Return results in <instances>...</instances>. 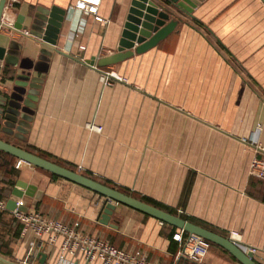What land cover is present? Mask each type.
I'll return each mask as SVG.
<instances>
[{
  "label": "crops",
  "instance_id": "1",
  "mask_svg": "<svg viewBox=\"0 0 264 264\" xmlns=\"http://www.w3.org/2000/svg\"><path fill=\"white\" fill-rule=\"evenodd\" d=\"M76 1L14 3L15 23L23 17L30 34L1 31L0 44L16 53L17 66L32 64L38 89L30 126L22 134L0 128V138L150 197L226 237L236 231L264 264V180L249 173L252 159L264 155V0H201L193 16L177 11L183 23L151 48L107 63L101 59L118 53L131 0H103L106 25L76 9ZM52 14L61 19L49 35ZM11 68L0 69V100L17 86L22 68ZM107 71L122 80L104 85ZM92 121L102 132L87 129ZM18 160L0 155V197L7 203L32 209L40 202L41 212L79 220L84 231L141 249L157 264L180 261L174 226L115 201L116 226L104 225L105 196L27 162L17 167ZM19 180L41 191L36 202L14 195ZM21 228L13 210H0V264H24L35 238L22 239ZM43 249L44 264H53ZM202 264L241 263L213 245Z\"/></svg>",
  "mask_w": 264,
  "mask_h": 264
},
{
  "label": "water",
  "instance_id": "2",
  "mask_svg": "<svg viewBox=\"0 0 264 264\" xmlns=\"http://www.w3.org/2000/svg\"><path fill=\"white\" fill-rule=\"evenodd\" d=\"M199 1L201 0H131L126 13L121 40L117 49L118 53L108 56L106 59L102 58L101 63L119 61L122 58L151 48L183 23V19L180 17L179 13L193 16V11L200 3ZM6 2L7 0H0V24ZM157 11L158 13L156 14L155 12ZM177 11H179V13ZM52 16L53 18L48 20L47 25L48 32L50 33L49 35H54V33L57 32L58 26L60 25L59 19H61L53 14ZM22 20L23 17H20L19 20L16 21V28L22 29ZM53 25H56L57 28ZM1 33L0 31V35ZM44 39L52 45L56 44V41L50 37ZM136 43L140 44L136 45ZM11 50L12 49H7L6 46L0 44V69L4 64L5 66L12 67L11 70L13 71L22 69L19 70L20 74L17 76L18 81L16 88H14L15 91H13L12 94L3 96L0 100V128L7 134H16L18 132L22 134L23 130H26V128L30 126V121L33 118L36 100L35 91L38 89V85H36L38 81L35 78H31V70L35 69L32 64L23 61L17 66L18 59H12V54L16 53ZM0 150L17 157L19 160L35 165L105 196L108 202L104 207L100 219V222L104 225L110 224L111 215L115 209V201L137 209L176 228L198 234L209 242L228 251V253L234 256L241 264H259L254 259V255L251 251L238 245L229 237L221 235L210 228L186 220L180 214H172L167 210L141 200L131 194H127L104 182L28 151L3 138H0ZM13 193L19 198H23L24 195L34 196L35 202L41 196V191L36 193L35 186L28 185L21 180L17 181ZM7 207L14 210L17 207V200L10 199L7 203ZM18 208L23 211L29 210L28 205L24 203L18 206ZM110 225L116 226L115 224ZM39 256L40 263L44 264L47 254L39 252Z\"/></svg>",
  "mask_w": 264,
  "mask_h": 264
},
{
  "label": "built area",
  "instance_id": "3",
  "mask_svg": "<svg viewBox=\"0 0 264 264\" xmlns=\"http://www.w3.org/2000/svg\"><path fill=\"white\" fill-rule=\"evenodd\" d=\"M103 0H77L75 8L89 12L95 19L106 25L108 23L99 13ZM16 0H7L3 16L1 18L0 31L14 34H30L27 29L15 27L13 7ZM140 43H136L139 45ZM85 49L84 46H81ZM101 77L105 84H112L113 78H122L113 72H103ZM112 78V79H111ZM91 131L102 132L103 126L94 121L86 124ZM248 142L247 138H243ZM257 143V142H256ZM24 161L18 160L17 167ZM249 173L259 179L264 180V155L255 156L249 167ZM23 202L17 201V207L13 210L14 216L20 222L21 238L34 237L29 242L28 249L22 256L24 264H39V251L48 246L49 261L53 264H157L147 257L141 249L121 248L100 234H90L82 229L81 221L66 222L61 219L45 215L35 208L23 211L18 208ZM7 208V201L0 197V210ZM229 238L238 245L241 240L240 234L231 231ZM173 239L178 242L176 259H186L196 264L205 261L212 245L204 237L190 233L178 228ZM247 249V248H246ZM255 251L254 248H249ZM248 250V249H247Z\"/></svg>",
  "mask_w": 264,
  "mask_h": 264
},
{
  "label": "trees",
  "instance_id": "4",
  "mask_svg": "<svg viewBox=\"0 0 264 264\" xmlns=\"http://www.w3.org/2000/svg\"><path fill=\"white\" fill-rule=\"evenodd\" d=\"M8 73H9L8 71H6V70L4 71L3 79L6 78L5 75L8 74ZM7 141H8V140H7ZM23 148L27 149L28 151L34 152V153H36V154H38V155H40V156H42V157H45V158H47V159H50V160H52V161H54V162H57V163H59V164H61V165H64V166H66V167H68V168H70V169H72V170L78 171V172H80V173H82V174H85V175H87V176H91V175L88 174V173H84V172L80 171V170H79L76 166H74L73 164H65V163H63L62 161L56 159L54 156H52V155H50V154H48V153H46V152H44V151H41V150L36 149V148H34V147H23ZM0 155L5 156V157H11L12 159H17V157H15V156H13V155H11V154H9V153H6V152H4V151H1V150H0ZM52 176H54V177H59V176H57V175H55V174H52ZM102 182H104L105 184H107V185H109V186L115 187V188H117V189H119V190H121V191H123V192H125V193H127V194H131V195H133V196H135V197H137V198H139V199H141V200H144V201H146V202H148V203H151V204H153V205H155V206H157V207H160V208H162V209L168 210L169 212H171V213H173V214L177 213L174 209L168 208V207H166L165 205H163V204H161V203H159V202H157V201H154V200H153L152 198H150V197H147V196H144V195H140V194H138V193H136V192H134V191H131V190L127 189V188H124V187H116V186L112 185L110 182H108V181H106V180H105V181H102ZM96 193H97V192H96ZM97 194H98V195H101V194H99V193H97ZM40 205H41L40 202L37 203L35 209L39 210ZM42 213H44L45 215H47V213H45V212H42ZM182 217L185 218V219H187V220H189V221H191V222H194V223H197V224H201V225L207 226V224H205V223H203V222H201V221H199V220H197V219H195V218H193V217H189V216H187V215H183ZM175 230H176V227H173L172 236H173V233L175 232ZM172 243H173L174 245H176L175 247L177 248V243H176L175 240H173V237H172ZM211 245L213 246V245H215V244H213V243L211 242ZM176 248L173 249L174 252L176 251ZM221 248H222V247H221ZM222 249H223V248H222ZM210 250H211V249H210ZM223 250H224L225 252L228 253V251H226L225 249H223ZM229 254H230V253H229ZM231 257H232L234 260H237L234 256L231 255ZM186 261H188V260H186V259H180V261L178 262V264H183V263H185ZM237 261H238V260H237Z\"/></svg>",
  "mask_w": 264,
  "mask_h": 264
},
{
  "label": "rangeland",
  "instance_id": "5",
  "mask_svg": "<svg viewBox=\"0 0 264 264\" xmlns=\"http://www.w3.org/2000/svg\"><path fill=\"white\" fill-rule=\"evenodd\" d=\"M230 30V29H229Z\"/></svg>",
  "mask_w": 264,
  "mask_h": 264
}]
</instances>
